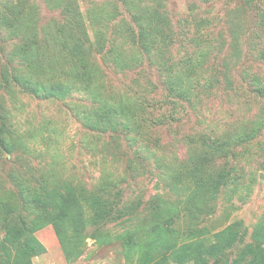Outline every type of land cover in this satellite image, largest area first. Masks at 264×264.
Masks as SVG:
<instances>
[{"label": "rangeland", "instance_id": "obj_1", "mask_svg": "<svg viewBox=\"0 0 264 264\" xmlns=\"http://www.w3.org/2000/svg\"><path fill=\"white\" fill-rule=\"evenodd\" d=\"M156 2L150 4L156 5L158 12L164 4L167 12L162 10L170 17L177 34H181L170 51L161 50L163 59L172 56L173 62L186 60L189 42L185 39L197 35V25H203V33H211L216 39L208 47L211 50L207 48L210 57L207 69L210 65L218 72L222 84L224 73L231 75L235 83L242 81L237 89L228 93L229 97L220 91L219 99L209 103L215 107L211 114L219 125L223 121L222 124L226 121L236 123L238 128L251 125L244 129L249 134L258 129L257 139L254 137L251 143L234 149L236 157L232 163L240 177L215 193L202 186L207 182V163L198 168V175L191 173L193 163L188 159L183 138L198 129H194L197 127L196 116L191 115L187 105L184 106L188 111L185 127L176 141L166 126L152 131L146 128L150 138L159 137L161 144L171 142L170 146L159 148L157 165L153 154L149 160L145 159L144 152L136 155L139 143L131 144L125 137L121 138L118 161L107 153L108 149H113L107 146H111L110 134H114L111 131L98 133L86 125L83 112L89 111L92 101L83 94L80 86H70L72 91L64 100L50 93L49 83L70 84L73 81L68 73L77 61V37L83 41L82 35L87 30L93 39L96 27L91 22L107 37L117 36L119 44L125 41L127 28L124 27L134 26V16H138L136 10L130 14L125 0H0L3 18L18 25L17 34L5 30L0 33V58H6V55L14 58L8 68L0 60V126L6 125L10 132L7 150L11 151L10 155L9 151L0 150V264L3 260L8 262L10 257L16 258L8 228L3 224L11 208L18 207L22 212L17 200V182H23L34 191L42 181L62 174L76 176L85 185L89 184L86 187L89 190L96 186L99 178L116 181L123 191L115 189L111 193L118 191L122 202L129 204L121 219L98 226L89 222L82 253L71 261L65 257L53 226L37 231L35 236L46 252L33 257L31 264H139L142 252L148 253L143 264L160 261L164 264H253L250 251L252 245H256L255 232L264 231V92H255L254 85L249 84L256 79L264 84V59L261 58L264 56V0L251 4H246L245 0ZM141 4L133 5V8L141 12ZM31 7H36L39 13L34 15ZM77 13L87 24L82 34L80 24L75 25L79 21ZM229 17L235 20L231 28L224 24ZM68 21H74L73 26ZM26 28L30 31L36 28L38 34L34 32L39 37V44L30 45L24 52L17 51L24 43ZM57 30L62 32V42L57 39L61 45L56 44ZM229 38V45L223 48V39ZM234 42L239 57L233 50ZM90 46L85 42L83 48L87 50ZM122 53V68L128 66L131 71L107 72L103 83L107 90L109 85H114L117 91L132 90L141 96L142 88L152 90L149 86L152 81L160 95L167 93L160 83L162 79L158 74L153 75L155 65L150 66L146 61L143 67L136 66L130 61L132 50L125 48ZM89 56L94 59L97 53L90 51ZM232 65L237 66L238 73H246L243 79L236 73L230 74ZM248 85L252 93L246 91ZM27 87L32 91L28 92ZM204 100H208L207 96ZM255 116L258 117L254 119ZM227 131L245 134L232 127ZM153 147L156 148L155 144ZM87 150H95L96 156ZM172 156L174 161L167 162V157L172 159ZM171 164L176 172L172 171L168 177L166 167ZM152 172L155 174L151 175ZM190 175L193 179L187 177ZM21 214L23 218L32 217L28 210ZM224 232L228 233L226 238L221 236ZM224 241L236 243L230 247L220 244L219 251L208 253L210 247L213 249ZM261 249L264 251V242H261Z\"/></svg>", "mask_w": 264, "mask_h": 264}, {"label": "trees", "instance_id": "obj_2", "mask_svg": "<svg viewBox=\"0 0 264 264\" xmlns=\"http://www.w3.org/2000/svg\"><path fill=\"white\" fill-rule=\"evenodd\" d=\"M258 1L245 0V3L251 4ZM125 2L130 14L133 13V10H136L138 16H134V26L129 24L124 27V29L127 28L125 31L127 32V37L123 39L125 41L121 44L117 42V36L107 37L103 32L99 31V27L93 25L87 18L91 25L96 27L94 28V37L91 39L87 30L84 33L87 24L84 23L83 16L77 13L79 21L75 25L80 24L81 34L84 29V35H82L84 40L82 41L80 37H77V43L75 42L78 57L76 64L69 68L70 72L68 73V76L72 77L73 81L70 84L58 83L53 85V83H49L50 93L56 96L57 99L64 100L72 91L70 86H73V84L80 86L83 90L78 89L84 95L90 97L92 101L89 111L86 109L83 112L86 115V125L91 129H95L98 133L111 131L114 134V136L110 134L112 143L110 144L111 146H107L113 149L112 151L108 149L107 153H110L113 159L118 161V149L121 150L122 148L121 138L125 137L131 144L139 143L135 150L136 155L140 156L144 152L145 159L149 160L150 154H153L157 165L160 162L156 156L157 152L160 151L159 148L170 146L171 142L168 140L166 143L163 142L161 144L159 137L150 138L146 128L152 131L159 126H166L167 131L170 132V135L172 134L174 141H176L185 127L188 111H186L184 106L187 105L191 115L194 113L193 115L196 116L197 127L194 129H198L194 134H188L183 138L187 147L188 159L190 163H193L191 173L194 176L198 175V168L202 164L207 163V173L205 174L207 186H202L218 193L221 189L229 187L240 177L236 175L237 170L232 163L233 158L236 157L234 149L238 145L251 143V139L254 137V139H257L256 132L258 129L253 130L249 134L244 129L251 125L238 128V124H231L229 121L222 124L223 121L219 125V123H216V119L213 118L214 114H211L215 107L210 106L209 103L212 99L218 98L220 91H222L223 96L229 97L228 93L233 92L234 88L237 89V86L241 85L242 81L239 84L235 83L234 80L232 81L231 75L224 73L225 80L222 84L217 77L218 72L214 71L210 65L209 69H207V64H210L207 48L214 44L216 39L211 37V33H203V25H197V35L187 40L185 39V41L189 42L186 47V60L173 62L172 56H166L167 59H163V55H160L161 50L170 51L177 37L181 36L173 28L170 17L162 10L164 9L167 12L165 5L163 4L161 12H158V7L150 4L156 2V0H125ZM138 4H141L140 7L143 8L141 12H139V9L133 8ZM31 9L34 10V15L39 13L36 7H31ZM32 21L34 20L32 19ZM234 21V17H229L224 24L231 28ZM67 23H71V26H73L74 21H68ZM17 26L10 20L3 18L0 10V33L5 30L7 32L16 31L15 33L17 34ZM35 29L32 31L26 30L23 37L24 43L17 47V51L24 52L30 48V45L39 44L38 32ZM55 32L56 44L61 45L57 39L62 42V32L59 30ZM221 37L223 36H217V38ZM231 38L234 40L233 37ZM231 38L229 40L223 39V48L229 45ZM85 42L89 46L91 45L87 50L83 48ZM63 46L68 45L63 44ZM125 48L132 50L130 61L136 66L143 67L145 62L149 61L150 66L155 65L157 67L154 68L155 73L153 75L158 74L162 79L160 83L167 93L160 95L152 81H150L151 85L149 86L154 90L142 88L143 93L141 96L136 95L132 90L126 92L117 91L114 85H112L114 88L109 85L110 89L107 90L106 85L103 84L107 72H117V69L120 73L131 71L127 68L128 66L122 68V50ZM233 50L236 56L238 55L237 57H239V49L236 42L233 43ZM90 51L97 53V57L90 59ZM1 52L4 53L5 51L1 50ZM164 53L167 55V52ZM17 56L21 57L18 54ZM261 58L264 59V56L262 57L261 55ZM0 60L1 64L6 65L7 68L8 65L14 63V58H8L7 55L6 58L3 57ZM231 71L230 74L236 73L241 79H243L242 76L246 75V73H238L236 65H232ZM252 81L253 83L249 85H254L255 92L259 94L264 92V87L261 86L262 81L261 83L258 79ZM249 85L246 91L252 93ZM27 89L28 92L32 91L29 87ZM205 96L208 98L207 101L204 100ZM256 117L258 116H255L254 119ZM119 121L122 122L121 125ZM250 123L252 124V121ZM5 127L6 125L4 127L0 126V150L8 152L7 140L10 132ZM231 127L234 130L241 129L245 134H238L239 132L237 131H227ZM151 142L153 146L155 144L156 148L150 145ZM87 151L92 153L93 157L96 156L95 150ZM9 152L11 155V151ZM167 159V162L174 161L173 156L172 159L169 157ZM166 168L168 177L172 171L176 172L172 164ZM200 169L202 170V168ZM153 174L155 173L152 172L151 175ZM156 175L159 176V173H156ZM164 176L168 178L167 175ZM194 176L190 175L187 177L193 179ZM104 180L103 177L99 178L97 183L94 184L96 186L92 185L94 187L89 190L86 188L89 184L85 185L76 176L71 177L62 174L61 176L49 177L42 181V184L34 191L29 190L28 188L30 187L23 182L18 181L16 184L18 190L17 200L19 201V207L23 208L21 213L28 210L32 217L25 216L23 218V214L16 207L11 208V213L8 212L4 218L3 226L8 228L11 240L10 245H14V257L16 258L13 260L10 257L8 262L3 260V264H31L33 257L44 254L46 250L36 238L35 233L47 226L54 227L67 260L77 259L81 255L82 246L88 237L86 234L87 224L91 222L92 225L98 226L109 221L121 219L125 215V208L129 204L128 202H122V198L118 196V191H123L121 184L116 181L109 182ZM115 189L118 191L111 193ZM255 233L257 234L254 242L256 245H252L254 247L250 251V256H252L253 264H264V251L261 249V242H264V231L260 230L257 232L256 230ZM221 236L226 238L228 233L224 232ZM235 243L236 241L220 242L213 249L210 247L208 253L211 254L214 250L219 251L220 244L230 247ZM146 254L148 253H141L139 264L144 263ZM152 264L164 263L160 261Z\"/></svg>", "mask_w": 264, "mask_h": 264}]
</instances>
